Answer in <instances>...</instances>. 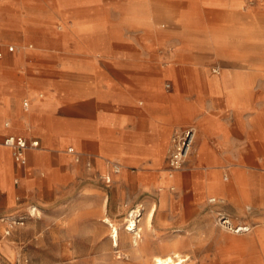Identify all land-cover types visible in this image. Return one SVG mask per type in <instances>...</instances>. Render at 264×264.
Segmentation results:
<instances>
[{
	"label": "rangeland",
	"instance_id": "1",
	"mask_svg": "<svg viewBox=\"0 0 264 264\" xmlns=\"http://www.w3.org/2000/svg\"><path fill=\"white\" fill-rule=\"evenodd\" d=\"M50 1L54 0L10 2L16 10L29 15L30 27L21 25L13 29L14 37L23 33L27 37L24 45L10 41L16 46V53L18 47L25 48L33 52L29 57H35L40 29L34 27L36 19L33 17L48 14ZM113 5L116 9L111 13V22L112 32H115L122 28L119 26L123 19L119 8L122 4ZM145 10L150 11V16L126 19L128 25L139 27L132 34L142 38L127 49L133 57L158 59L161 70L167 69L170 57L176 56L181 61L176 64L181 65L174 67L171 79L177 82L176 87L181 95L185 91L189 93L193 110V115L186 117V127L168 140L167 159L163 164L167 173L175 135L188 127L197 129L193 150L183 168L175 178H170L168 174L170 179L177 180L170 189L178 202L172 205V214L184 226L164 234L151 231L147 236L143 220L152 207L144 203L148 196L141 195L138 202L128 205L114 188V179L111 186L102 179L110 172L93 178L80 177L77 183V191L80 192L76 194H66V188L71 185L69 182L62 186L60 193L42 190L33 194L32 201L25 209L13 215L25 217L26 222L24 226L16 227L11 237L4 238V225L0 223V264H154V258L146 255L157 252L164 256L170 250L178 251L187 259L183 264H264V120L256 125L249 124L248 120L253 121L255 117L247 105L249 100L252 105L264 109V0H173L145 3ZM19 18L18 21H24L22 17ZM55 26L62 27L61 24ZM52 37L59 41L63 35L58 33ZM66 46L67 50L63 53L70 54V42ZM112 47L113 54L117 56L122 49H126L115 44ZM250 49L255 50L253 55H248ZM208 52L212 58L205 57ZM242 58L250 61L240 62ZM2 63L4 60L0 61ZM216 68L227 78L240 73L250 81L228 88L221 79H214V85L225 90L217 93L215 91L220 88L215 87V91H212L210 85H213V81L209 84L206 74ZM189 86L191 92L187 91ZM171 87L170 78L165 79L164 89L171 91ZM233 95L235 106L245 109L244 122L238 119L242 116L240 112L236 116L232 112L229 97ZM196 105L215 116L216 123L223 126L224 136L230 141L228 149L232 150L234 158L227 157L220 141L211 137L208 140L207 160L198 161L196 150L200 131L194 118ZM211 152H221L224 158L211 161ZM76 154L75 160L78 156L80 160L76 161L80 165H92V161L98 157L97 154H82L78 150ZM211 169L219 172L222 178L211 184H233L235 192L224 194L211 185V196L198 200L190 194V190L198 187L199 182L206 179L207 170ZM198 171L202 174L200 178L195 176L199 174ZM87 182H91L100 192L81 193ZM230 196L235 200L229 199ZM213 198L221 202L213 205L210 203ZM31 207L38 209V216L29 215ZM139 207L144 209V216L140 222L141 238L136 247L126 228L132 212ZM220 212L229 215L236 226H249L250 231L232 233L222 229L217 225ZM133 217L138 221L141 219L139 216ZM110 222L120 229L118 247H114L110 237ZM165 235H168L170 243L160 242ZM3 244L10 248L8 253L3 252ZM5 245L4 250L7 249Z\"/></svg>",
	"mask_w": 264,
	"mask_h": 264
},
{
	"label": "crops",
	"instance_id": "2",
	"mask_svg": "<svg viewBox=\"0 0 264 264\" xmlns=\"http://www.w3.org/2000/svg\"><path fill=\"white\" fill-rule=\"evenodd\" d=\"M11 1L0 0V61L4 60L0 64V223L4 225V238L12 236L5 235L4 219L20 214L33 194L42 190L60 193L68 182L71 185L66 194H76L80 192V177L112 174L111 162L122 167L121 173L112 174V179L123 201L134 204L146 195L144 203L154 208L150 226H145L147 236L151 231L164 234L184 226L172 214V205L178 202L170 189L177 180L170 179L163 169L169 138L184 129L186 117L193 115L189 93L181 95L177 82L171 79L174 67L181 65L176 63L181 61L170 57L167 69L161 70L158 59L133 57L127 49L142 38L132 34L139 27L128 25L126 19L148 17L150 11L145 10V3L173 0L50 1L48 14L33 17L34 27L40 29L35 57H29L33 52L25 48L18 47L16 53V46L10 42L24 45L26 34L14 37L13 29L30 27L29 15L12 7ZM113 3L122 4L119 8L123 18L119 23L122 28L115 32L111 22V13L116 9ZM19 17L24 21H18ZM58 33L63 35L59 41L52 37ZM69 42L71 53L65 54ZM113 44L126 49L114 55ZM206 74L209 84L213 81L212 91L218 87L220 90L215 92H225L214 85L208 71ZM167 78L171 80V91L164 89ZM187 91L191 92L190 86ZM229 98L234 116L240 112L242 116L237 118L244 122V107L235 106V95ZM247 105L255 117L248 120L249 124L264 120V109L249 100ZM199 110L196 105L198 161L207 160L211 137L220 141L227 157L234 158L223 126L216 123L215 116ZM8 135L39 141L38 148L27 152L26 165L17 163L12 149L3 145ZM70 150L98 157L88 167L87 163L80 165ZM223 153L211 152L209 159L222 160ZM208 170L206 179L190 190L198 200L211 196V182L222 180L219 172ZM195 176L200 178L202 174ZM230 185L234 191V185ZM82 188L81 193L100 192L91 182ZM229 199L235 200L233 196ZM38 215L36 208L33 217ZM167 236L160 242L170 243ZM3 245V252L8 253L10 248L5 245L4 250ZM157 255L152 252L146 257Z\"/></svg>",
	"mask_w": 264,
	"mask_h": 264
},
{
	"label": "built area",
	"instance_id": "3",
	"mask_svg": "<svg viewBox=\"0 0 264 264\" xmlns=\"http://www.w3.org/2000/svg\"><path fill=\"white\" fill-rule=\"evenodd\" d=\"M1 56V53H0ZM9 123H6V126H9ZM197 136V130L195 127H188L179 134H176L173 140V150L168 159V172L170 175L173 173L180 171L193 150L195 140ZM3 145L9 147L13 151L14 159L17 163L21 165L27 164V152L31 149H36L39 147V141L33 140L29 138H25L22 136H15V135H8L3 140ZM69 152L76 154L74 150H70ZM77 155V154H76ZM76 160L79 161L80 158L76 156ZM88 166L90 167L91 164L89 163ZM112 174H119L121 173L122 167L119 163L113 162L111 164ZM112 174H108L107 176H103V180L105 183L110 186L113 183ZM219 202L215 199L211 200V204L216 205ZM36 213V208L33 207L29 211V215L33 217ZM7 223V228L5 231V235L9 236L12 234V231L19 226H24L26 222L25 217H6L4 219ZM232 221V222H231ZM233 220L229 215L226 213H218L217 217V225L222 229L225 228L227 230H233L232 227H235L236 233H246L250 231L249 226H236L233 224ZM234 225V226H233ZM129 225H127L128 228Z\"/></svg>",
	"mask_w": 264,
	"mask_h": 264
},
{
	"label": "bare ground",
	"instance_id": "4",
	"mask_svg": "<svg viewBox=\"0 0 264 264\" xmlns=\"http://www.w3.org/2000/svg\"><path fill=\"white\" fill-rule=\"evenodd\" d=\"M254 19V18H253ZM220 36V35H219ZM252 53V54H251ZM255 53V50H251L248 52V55H253ZM207 54V55H206ZM174 55V54H173ZM212 55L208 52V53H205V57L207 59L209 58H212L211 57ZM224 56V55H223ZM217 57L220 58L219 55H217ZM211 60V59H210ZM246 61H250L248 59H244L242 58L240 60V62H246ZM208 74L209 75H212V77L214 79H221L222 83L226 86V87H232V86H235L237 84H240L242 82H248L250 81V79L248 77H245L243 76L242 74L240 73H236V74H233L231 75L230 77H226V75H224V73L222 74L220 69L216 68V69H213V71H208ZM213 79V80H214ZM229 79V80H228ZM228 80V81H227ZM215 81V80H214ZM231 85H228L230 84ZM211 86V85H210ZM169 174V173H168ZM177 175V172L173 173V175H170L169 174V177L170 178H175ZM221 181V180H220ZM212 186L214 187H217L218 189H220L223 193H228V194H232L234 191L232 189V186L229 184V185H224V184H219L217 182H214L211 184ZM212 189V187H211ZM244 195V194H243ZM245 197V196H244ZM215 200H217L216 198H213ZM212 200V199H211ZM211 200H210V203H211ZM218 201V200H217ZM218 202H221V201H218ZM223 202V201H222ZM153 209L154 208H151L146 217H145V226L149 227L150 226V222H151V219H152V215H153ZM133 216H136V217H141L140 221L138 220H135L133 219L134 217ZM143 216H144V209L139 207L138 209H135L132 214H131V219H129V226L128 228H126V231H128L130 234H131V237H132V243H134V246H138V243H139V238H141V235H140V231L142 230L141 226H140V222L141 220L143 219ZM232 222V221H231ZM110 224V227H111V231H110V237L112 239V242H113V245L114 247H118L119 246V239H120V229L119 227H117L116 225H114V223H109ZM234 224V223H233ZM144 226V227H145ZM234 226V225H233ZM146 229V227H145ZM224 230L228 231V232H232V233H235V227H232L233 230H227L225 228H223ZM144 231V229H143ZM142 232V231H141ZM140 245V244H139ZM140 248V247H139ZM138 248V249H139ZM137 249V251H138ZM136 250V249H135ZM136 252V251H135ZM140 252V251H138ZM140 255V254H138ZM187 256V255H186ZM187 259H184L183 256L178 252V251H174V250H170L166 255L164 256H161V255H157L154 257V264H183Z\"/></svg>",
	"mask_w": 264,
	"mask_h": 264
}]
</instances>
